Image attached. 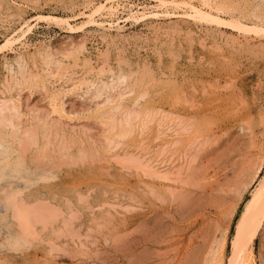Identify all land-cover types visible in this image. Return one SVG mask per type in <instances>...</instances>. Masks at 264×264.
<instances>
[{"label":"rangeland","instance_id":"obj_1","mask_svg":"<svg viewBox=\"0 0 264 264\" xmlns=\"http://www.w3.org/2000/svg\"><path fill=\"white\" fill-rule=\"evenodd\" d=\"M106 1L0 0V264H228L264 178V33L156 0L63 21ZM214 1L264 24V0ZM248 247L264 264V222Z\"/></svg>","mask_w":264,"mask_h":264},{"label":"bare ground","instance_id":"obj_2","mask_svg":"<svg viewBox=\"0 0 264 264\" xmlns=\"http://www.w3.org/2000/svg\"><path fill=\"white\" fill-rule=\"evenodd\" d=\"M116 0H107L105 3L103 2V3H101V4H98V6H97V4H96V6L94 7V9L89 13V14H86L85 12L83 13V15L85 14V17H86V19H87V21L86 22H84L83 24L81 23V25L79 26V27H76V26H73L69 21H68V19L67 20H63V21H65L66 23H67V25L69 26V28H70V30H74V31H78V29H81V28H83L86 24H94V25H96V26H103L104 25V21L102 20L101 22L99 21H97L96 19H95V17L97 18V16H101V15H103V13L104 12H106L108 15H110V16H112V15H116V12H117V10H118V5L116 6L115 4H114V2H115ZM88 2V1H87ZM99 2H101V1H99ZM156 2H157V5L156 6H154L155 8H157V9H161V10H165V11H168L169 9H175V10H179V9H181V10H183V13H181V15L182 16H187V17H192L194 20H197V21H200V22H206V23H214V24H216V25H222V24H224L225 26H232L233 28H236V29H238V30H240V31H244V32H248V31H253V32H255V33H264V24H263V22H261V21H256L255 20V22L254 23H252V25L251 26H249V25H247V24H243L238 18H236V16L235 15H233L232 13H230L229 14V18H227V19H223L221 16H220V14L223 12V13H229V12H226V10L224 9V8H222L223 6L221 5V4H218V3H215V1L214 0H199V4L200 5H198V6H195L193 3H191V1H188V0H156ZM117 3V2H116ZM124 3H125V1H124ZM132 5V4H131ZM134 6H135V4H133ZM132 5V6H133ZM138 5V4H137ZM260 5V4H259ZM120 6V5H119ZM129 7V6H128ZM148 7H150V6H148ZM152 7V6H151ZM130 8V7H129ZM122 9V8H121ZM141 9V8H140ZM86 10V9H85ZM88 10V9H87ZM136 10V9H135ZM150 11H152V10H150ZM123 12V11H122ZM160 12V11H159ZM128 13V12H127ZM149 13V12H148ZM160 14V13H159ZM254 14V13H253ZM78 15V14H77ZM107 15V16H108ZM149 15H154V16H159L158 15V13H150ZM148 14H147V12H146V9H144L143 11H140L138 8H137V10L136 11H132V10H130L129 11V15H128V18H131V19H134V20H136V21H138V20H145V18H146V16H149ZM163 15V14H162ZM259 16V15H258ZM260 16H262V15H260ZM74 17V16H73ZM80 17V16H79ZM153 17V16H152ZM38 18H40V17H38ZM54 18H56V17H54ZM105 18H107V17H105ZM127 18V19H128ZM261 18V17H260ZM262 18H263V16H262ZM57 19H59V18H57ZM256 19H259V18H257V16H256ZM74 20V19H73ZM105 20V19H104ZM25 21V20H24ZM27 21V20H26ZM30 22V21H29ZM29 22H25L24 23V26H25V24H26V26L25 27H27V29H24L23 27L22 28H20L21 30H22V34L24 35L27 31H29L30 29H31V27H32V23H31V25H30V23ZM112 22V21H111ZM114 22V21H113ZM66 23H65V25H66ZM105 23H107V21L105 22ZM109 23V22H108ZM119 24V23H118ZM110 25V24H109ZM111 25H112V23H111ZM111 25H110V27H111ZM23 26V25H22ZM106 26V25H105ZM120 26V25H119ZM99 28V27H98ZM104 28V27H103ZM75 29H77V30H75ZM124 29V28H123ZM32 30V29H31ZM31 30H30V32H31ZM82 30V29H81ZM20 31V30H19ZM21 32V31H20ZM19 33V32H18ZM22 34L20 35L21 36V39H22ZM17 35V34H16ZM26 36V35H25ZM19 38V37H18ZM24 38V37H23ZM7 40L5 41V43L2 45V46H8V45H11L12 43H14V41L16 40L15 39V37L14 36H11L10 38H6ZM21 39L19 38V40L21 41ZM17 41H18V39H17ZM3 47V48H4ZM11 47V46H10ZM2 48V47H1ZM2 48V49H3ZM79 49V48H78ZM42 53V52H41ZM79 54V53H78ZM84 54V53H83ZM21 55V54H20ZM33 55V54H32ZM40 56H41V54H40ZM79 56V55H78ZM21 57V56H20ZM70 58V57H69ZM91 60H92V58H91ZM17 61V60H16ZM20 61H21V59H20ZM41 61V60H40ZM43 61V60H42ZM48 61V60H47ZM63 61V60H62ZM87 61V60H86ZM85 61V62H86ZM49 62V61H48ZM20 63V62H19ZM65 63V62H64ZM91 63V62H90ZM6 64V63H5ZM9 64H10V62H9ZM17 65V64H16ZM52 64H50V66H51ZM88 65H90V64H88ZM6 66V65H5ZM9 66V65H8ZM12 66H13V64H12ZM11 66V67H12ZM17 66H19V65H17ZM48 66V65H47ZM49 66V67H50ZM65 66V65H64ZM91 66V65H90ZM15 67V66H14ZM7 68V67H6ZM5 68V69H6ZM17 68V67H16ZM22 67H20L19 69H21ZM11 69V68H10ZM15 69V68H14ZM46 69V68H45ZM7 70V69H6ZM54 70V69H53ZM103 70V69H102ZM11 71H13V70H11ZM15 71V70H14ZM50 71V70H49ZM21 73V72H20ZM120 73V72H119ZM122 73H123V71H122ZM51 74V73H50ZM65 75H66V73H64ZM125 74V73H124ZM124 74H123V76H124ZM127 75V74H126ZM31 78V77H30ZM66 78V77H65ZM115 78H117V77H115ZM127 78V77H126ZM125 78V79H126ZM119 79V78H118ZM111 80V79H110ZM113 80H114V78H113ZM113 80H111V82H113ZM123 80V79H122ZM88 81H90V80H88ZM167 81V80H166ZM82 82V81H81ZM92 82V81H91ZM102 82H104V81H101V83ZM110 82V83H111ZM106 83H107V81H106ZM115 83V82H114ZM83 84V83H82ZM118 84V83H117ZM120 84V83H119ZM78 85V84H77ZM106 85V84H105ZM104 85V86H105ZM111 85H112V83H111ZM161 85H162V83H161ZM73 86H75V84H73ZM80 86V85H79ZM107 87H108V85H107ZM73 88V87H72ZM76 88H77V86H76ZM173 88V87H172ZM114 89V88H113ZM94 90V89H93ZM104 91V90H103ZM98 92V91H97ZM132 93V92H131ZM147 94V93H146ZM145 94V95H146ZM56 95V94H55ZM111 95V94H110ZM140 95V94H139ZM138 95V96H139ZM104 96V95H103ZM102 96V97H103ZM142 96H144V94L142 95ZM111 97V96H110ZM109 97V98H110ZM58 98V97H57ZM62 98V97H61ZM105 98V97H104ZM112 98V97H111ZM119 98V97H118ZM55 99V98H54ZM96 99V98H95ZM121 99V98H120ZM136 99H138V98H136ZM56 100V99H55ZM60 100V99H59ZM59 100H57V102L59 101ZM99 100V99H98ZM105 100V99H104ZM107 100V102H108V100H110V99H106ZM139 100V99H138ZM61 101V100H60ZM97 101V100H96ZM136 101V100H135ZM56 102V101H55ZM103 102V101H102ZM117 102V101H116ZM123 102V101H122ZM61 103H62V101H61ZM66 103V102H65ZM111 103V102H110ZM120 103V102H119ZM17 103H14V106L16 105ZM20 104V103H19ZM51 104V103H50ZM100 104V103H99ZM98 104V105H99ZM104 104V103H103ZM108 104H109V102H108ZM97 105V106H98ZM111 105V104H110ZM116 105H119V104H116ZM134 105V104H133ZM136 105H138V103L136 104ZM18 106V105H17ZM101 106V105H100ZM113 106V105H112ZM121 106V105H120ZM119 106V107H120ZM12 107V106H11ZM55 107H56V105H55ZM54 106H53V108H55ZM106 106H104V108H105ZM10 108V107H9ZM15 108V107H14ZM21 108V107H20ZM65 108H67L66 106H65ZM64 106H61L60 107V109L59 110H61L62 112L64 111ZM104 108L102 107V109H103V111H104ZM108 108V107H107ZM106 108V109H107ZM111 108V107H110ZM12 109L13 108H11V111H12ZM96 109V108H95ZM100 109V108H99ZM101 109V110H102ZM109 109V108H108ZM118 109V108H117ZM121 109V108H120ZM67 110V109H66ZM65 110V111H66ZM0 111H2L1 109H0ZM17 111V109L14 111V112H16ZM19 111V110H18ZM22 111V110H21ZM20 111V112H21ZM60 111V112H61ZM97 111H98V109H97ZM13 112V113H14ZM71 112V111H70ZM111 112V111H110ZM99 113V112H98ZM97 113V114H98ZM106 113V112H105ZM112 113V112H111ZM116 113V112H115ZM114 113V114H115ZM16 114H18V112L16 113ZM61 114V113H60ZM71 114V113H70ZM75 114V113H74ZM1 115V114H0ZM14 115V114H13ZM19 115V114H18ZM24 115V114H23ZM68 115V114H67ZM99 115V114H98ZM113 115V114H112ZM132 115V114H131ZM16 116V115H15ZM21 116V115H20ZM70 116V115H69ZM101 117H102V115H101ZM107 117V116H106ZM109 117V116H108ZM107 117V118H108ZM114 117V116H113ZM1 118V117H0ZM16 119L17 118H20V117H15ZM6 119V118H5ZM67 119V118H66ZM103 119V118H102ZM133 119V118H132ZM7 120H8V117H7ZM9 120H10V118H9ZM15 120V119H14ZM106 120V119H105ZM109 120V119H108ZM111 120V119H110ZM119 120V119H118ZM123 120V119H122ZM5 121V120H4ZM12 121V120H11ZM10 121V122H11ZM16 121H18V120H16ZM114 121V120H113ZM129 121V120H128ZM132 121V120H131ZM8 123H10L9 121H7ZM13 122V121H12ZM20 122V121H19ZM18 122V123H19ZM108 122V121H107ZM127 122V121H126ZM0 123H1V121H0ZM2 123H3V121H2ZM2 123L0 124V125H2ZM120 123V122H119ZM11 124V125H10ZM8 126H13L12 125V123H10ZM115 124V123H114ZM122 124V123H121ZM131 124V123H130ZM112 125V124H111ZM123 125V124H122ZM44 126V125H43ZM47 126V125H46ZM126 126V124L124 125V127ZM14 127V126H13ZM114 127V126H113ZM112 127V128H113ZM12 128V127H11ZM15 128V127H14ZM17 128H18V126H17ZM21 128V127H20ZM44 128V127H43ZM117 128H118V126H117ZM123 128V127H122ZM120 129V128H119ZM12 130H14V129H12ZM20 130V129H19ZM45 130V129H44ZM118 130V129H117ZM125 130V129H124ZM111 131H113V130H111ZM119 131V130H118ZM117 131V132H118ZM11 132H13V131H11ZM18 132V131H17ZM116 132V131H115ZM121 132V131H120ZM126 132V131H125ZM7 133V132H6ZM23 133V132H22ZM118 134V133H117ZM1 135V134H0ZM7 135V134H6ZM21 135V134H20ZM33 135V134H32ZM33 136H35V135H33ZM20 138H21V136H19ZM18 137V138H19ZM26 137V136H25ZM24 136H22V139H24L25 138ZM7 138V137H6ZM17 138V137H16ZM17 138V139H18ZM21 139V140H22ZM29 139H30V137H29ZM20 141V140H19ZM25 141V140H24ZM28 140H26V142H27ZM75 140H73V142H74ZM76 142V141H75ZM9 143H11V142H9ZM8 143V144H9ZM22 143H23V141H22ZM2 144V143H1ZM0 144V145H1ZM20 144V143H19ZM26 144V143H25ZM74 144V143H73ZM14 146V145H13ZM2 147H3V144H2ZM8 147H10V145L8 146ZM4 148H6V147H4ZM4 148H2V149H4ZM16 148H18L19 149V147H16ZM1 149V150H2ZM7 149V148H6ZM12 149V148H11ZM10 150V149H9ZM13 151H14V149H13ZM16 151H18V150H16ZM9 152V151H8ZM15 152V151H14ZM20 151H18V152H15L16 154L17 153H19ZM15 153H14V156H15ZM81 153H83V152H81ZM11 154V153H10ZM10 154H8V155H10ZM8 155H6V156H8ZM5 156V155H4ZM5 156V157H6ZM85 156V155H84ZM1 157V156H0ZM2 158H4L3 156H2ZM1 158V159H2ZM15 158V157H14ZM17 158V157H16ZM21 158V157H20ZM6 159V158H5ZM9 159H10V157H9ZM4 160V159H3ZM17 160V159H16ZM1 162V161H0ZM7 162H8V160H7ZM20 162H22V161H20ZM2 163H3V161H2ZM23 163V162H22ZM3 165V164H2ZM21 165V164H20ZM5 166V165H4ZM4 166L2 167L3 169H5L4 168ZM10 166H12L11 164H10ZM25 166V165H24ZM15 167V166H14ZM18 168V167H17ZM21 168V167H20ZM25 168V167H24ZM9 169V168H8ZM12 169V168H11ZM18 170V169H17ZM21 170H22V168H21ZM25 170V169H24ZM31 170V169H30ZM44 170V169H43ZM23 171V170H22ZM27 171H29L28 169H27ZM33 171V170H32ZM10 172V171H9ZM24 172V171H23ZM39 172V171H38ZM49 172V171H48ZM1 173V172H0ZM11 173V172H10ZM13 173H14V171H13ZM50 173V172H49ZM16 174V173H15ZM28 174V173H27ZM12 175V174H11ZM10 175V176H11ZM22 175V174H21ZM26 175V174H25ZM28 176V175H27ZM37 176V175H36ZM12 177V176H11ZM29 177H30V175H29ZM49 178H50V176H48ZM47 177V178H48ZM1 178V177H0ZM5 178V177H4ZM4 178H3V180H4ZM14 178H15V176H14ZM22 178H24V177H22ZM9 179V178H8ZM29 179V178H28ZM32 179V178H31ZM52 179V178H51ZM10 180V179H9ZM6 181H7V179H6ZM12 181V180H11ZM49 181V180H48ZM47 181V182H48ZM14 182V181H13ZM37 182V181H36ZM5 183V182H4ZM40 183V182H39ZM38 183V184H39ZM42 183V182H41ZM23 184V183H22ZM25 185V184H24ZM37 185V184H36ZM2 186V185H1ZM6 185H4V187H5ZM17 187H19V186H17ZM17 187H15V188H17ZM6 188V187H5ZM5 188H3L4 190H5ZM26 188V187H25ZM16 190H18V189H16ZM9 191V190H8ZM12 192H13V189H12ZM11 192V193H12ZM7 197H9V196H7ZM6 203H7V201H6ZM9 203V202H8ZM14 205V204H13ZM10 207V206H9ZM18 209V208H17ZM15 211V210H14ZM18 212V211H17ZM23 212V211H22ZM17 215V214H16ZM20 215H22L21 214V212H20ZM30 215V214H29ZM16 217H18V216H16ZM23 217V219H24V221L25 220H27L28 219V217H27V219H26V215L24 214V215H22L21 217H20V219ZM19 218V217H18ZM20 219H19V222H20ZM21 222H23V221H21ZM263 222H264V178H261L260 180H259V182H258V184H257V186L255 187V189L251 192V196H250V198L249 199H247V201L245 202V204H244V206H243V208H242V210L240 211V213H239V216H238V219H237V221H236V224H235V234L232 236V238H231V253H230V256H229V258H227V259H229V263L228 264H245V258H249V256H250V254H251V250L249 249V242L252 240V237L257 233V231L260 229V227L263 225ZM16 237H19V236H17V235H15ZM13 240V239H12ZM15 242H16V240H15ZM14 243V242H13ZM12 243V244H13ZM9 244V243H8ZM11 245V244H10ZM11 247V246H10ZM221 264H224V263H221Z\"/></svg>","mask_w":264,"mask_h":264}]
</instances>
